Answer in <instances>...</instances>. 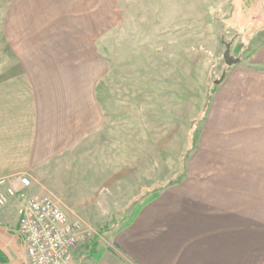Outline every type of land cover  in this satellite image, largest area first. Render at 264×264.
<instances>
[{
  "label": "crops",
  "instance_id": "obj_1",
  "mask_svg": "<svg viewBox=\"0 0 264 264\" xmlns=\"http://www.w3.org/2000/svg\"><path fill=\"white\" fill-rule=\"evenodd\" d=\"M25 1L28 9L40 5L41 11L33 10L32 18H25L28 22L16 23L23 19L18 15L28 13L16 11L20 1L4 13L0 29L4 39L0 45V181H5L0 195L9 186L19 188V177L50 178L47 173L58 170L67 149L72 153L80 145L83 118L90 119L94 111L82 108L80 80L37 74L35 63L24 58L25 53L58 50L45 38L42 26L43 20H49L44 9L52 0ZM61 1L64 5L78 2ZM139 4L145 6V0ZM249 4L243 13L237 0H170L164 15L157 6H143V12H137L144 14L139 20H168L170 34L176 36L212 34L211 18L230 21L238 8L240 15L253 14L261 25L245 51L246 60L229 68L210 95L199 137L203 149L197 165L225 167L185 169L180 183L160 191L125 226L116 238L118 250L107 264H264V0H249ZM63 14L59 20L81 18ZM230 25L243 35L244 21ZM68 28L70 32L63 27L64 32L81 41V24ZM93 99L90 92L89 100ZM32 188L30 193L35 195ZM19 206L12 199L0 206V250L5 254L3 241L14 237L10 228L18 223ZM103 255L97 264H102Z\"/></svg>",
  "mask_w": 264,
  "mask_h": 264
},
{
  "label": "rangeland",
  "instance_id": "obj_2",
  "mask_svg": "<svg viewBox=\"0 0 264 264\" xmlns=\"http://www.w3.org/2000/svg\"><path fill=\"white\" fill-rule=\"evenodd\" d=\"M156 1L145 0V6H157L164 15L170 0ZM237 1L245 13L249 0ZM19 2L16 11L28 13L18 15L23 19L16 23L28 22L25 18L31 19L33 10L41 11L40 5L28 9L25 0H0L1 30L4 13ZM64 4L52 0L44 9L49 20L33 21L43 23L45 38L58 50L25 53L24 58L35 63L37 74L80 80L82 108L94 111L90 119L83 118L79 147L76 144L72 153L67 149L66 160L58 170L48 172V179L29 181L37 197H50L70 221L80 223L72 264H97L94 257L87 258L91 242L102 227L110 226L96 243L97 251L109 253L103 255L102 264H107L118 250L116 238L126 223L160 186L184 169L223 168L214 163L199 167L196 163L203 149L199 137L207 106L219 85L214 83L235 67H227L222 59L224 43H232V57L245 61V51L261 22L254 20L253 14H246V18L240 15L238 8L230 21L213 16L212 34L176 36L170 34L168 20H139L138 16L144 15L137 13L143 12L140 9L144 6L139 0ZM63 12L81 18L59 20ZM239 21L245 22L241 37L230 25ZM75 23L81 24V41L66 33ZM164 23L167 25L160 28ZM90 92L93 100H89ZM17 226L10 228L14 231L12 241H3L7 254L1 252L7 257L6 264H27Z\"/></svg>",
  "mask_w": 264,
  "mask_h": 264
},
{
  "label": "built area",
  "instance_id": "obj_3",
  "mask_svg": "<svg viewBox=\"0 0 264 264\" xmlns=\"http://www.w3.org/2000/svg\"><path fill=\"white\" fill-rule=\"evenodd\" d=\"M17 181L19 188L9 186L0 195V206L10 199L20 205L17 235L23 243L27 264H72L81 234L80 223L70 221L50 197L32 195L27 177ZM4 184L1 180L0 186Z\"/></svg>",
  "mask_w": 264,
  "mask_h": 264
},
{
  "label": "trees",
  "instance_id": "obj_4",
  "mask_svg": "<svg viewBox=\"0 0 264 264\" xmlns=\"http://www.w3.org/2000/svg\"><path fill=\"white\" fill-rule=\"evenodd\" d=\"M184 172H185V169L181 172V174L179 176H176L174 179H172L171 181H169L167 184H164L162 186L159 187L158 190H156L153 195L148 198L139 208L136 209V211L134 212L133 216L130 218V220L126 223L125 226L129 225L131 223V221L134 219V217L136 216V214L139 212V210L146 204H148L149 202L153 201L154 199H156L158 197V194L160 191L170 187V186H173V185H176L178 183L181 182L182 178L184 177ZM113 223V222H112ZM110 230V226H104L102 227L99 232H98V236L97 237H94L93 241L91 242V250H90V253L89 255L87 256V258H91V257H94V259L96 261L100 260L102 255H103V252L102 251H97L96 250V243H97V240H98V237L99 236H102L104 235V233H106L107 231ZM7 263V257L5 256V254L3 252H1L0 250V264H6Z\"/></svg>",
  "mask_w": 264,
  "mask_h": 264
},
{
  "label": "water",
  "instance_id": "obj_5",
  "mask_svg": "<svg viewBox=\"0 0 264 264\" xmlns=\"http://www.w3.org/2000/svg\"><path fill=\"white\" fill-rule=\"evenodd\" d=\"M224 46H225V51H224V53L222 55V59H223L225 65L227 67H231L233 65H236V64L240 63V58L232 57L231 52H230V43H224ZM220 83H221V80L215 82L214 84L217 85V84H220Z\"/></svg>",
  "mask_w": 264,
  "mask_h": 264
}]
</instances>
